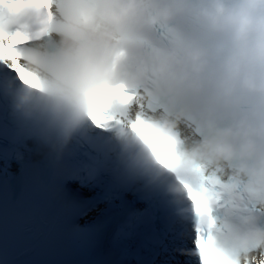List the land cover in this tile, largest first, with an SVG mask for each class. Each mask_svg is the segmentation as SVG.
<instances>
[{"label":"clouds","instance_id":"1","mask_svg":"<svg viewBox=\"0 0 264 264\" xmlns=\"http://www.w3.org/2000/svg\"><path fill=\"white\" fill-rule=\"evenodd\" d=\"M17 33L33 82L9 81L11 109L54 163L82 146L108 94L124 121L116 166L170 177L190 205L180 214L218 242L210 259L264 264V0H0V36ZM121 84L127 102L106 93ZM137 114L143 135L128 126ZM201 172L212 193L197 213L185 184Z\"/></svg>","mask_w":264,"mask_h":264},{"label":"snow or ice","instance_id":"2","mask_svg":"<svg viewBox=\"0 0 264 264\" xmlns=\"http://www.w3.org/2000/svg\"><path fill=\"white\" fill-rule=\"evenodd\" d=\"M25 42H27L26 38L20 33L0 36V97L3 99L0 138H11L16 141L29 138L31 131L21 129L16 121L10 117L11 106L6 104L5 101H10V80L14 79L17 84L33 82V78L24 67L20 59L21 54L18 51L19 45ZM106 93L118 95L123 102H127L135 95L128 92L127 86L123 84L106 90ZM110 99L111 96L108 94L97 98L96 104L90 113V120L92 123L91 133L100 137V139L85 138L82 147L90 155L101 159L100 171L110 173L114 177L115 187H125L130 184L138 185L141 199L145 202L146 208L143 213L133 211V215L155 216L159 213L162 214L167 223L178 225L176 229L171 230V242L174 250L185 257L184 264H218L217 260L209 258V253L215 252L218 248V242L214 234L211 230L206 229L199 220L194 219L191 214L186 216L180 214L181 210L188 208L190 205L187 200L178 198L170 192L169 185L172 182L170 177L157 176L154 171L144 167L133 171L127 165L116 166L117 153L121 152L122 149L119 147L118 142L114 140L113 132L114 127L122 125L124 121L113 111ZM128 126L133 132L143 135V129L147 126V121L142 115L137 114L134 119L130 120ZM145 142L152 143L147 137H145ZM153 151L162 166H170L168 158L162 152H157L154 144ZM64 170L74 171L68 164L65 165ZM211 182V178L201 172L196 186L185 184L191 206L195 208L197 213L202 211L205 194L212 193L209 186ZM189 228H191L194 235H190L186 239L185 232ZM189 239L191 244L188 242ZM198 252L200 254H197Z\"/></svg>","mask_w":264,"mask_h":264},{"label":"bare ground","instance_id":"3","mask_svg":"<svg viewBox=\"0 0 264 264\" xmlns=\"http://www.w3.org/2000/svg\"><path fill=\"white\" fill-rule=\"evenodd\" d=\"M91 219V218H90ZM105 260V259H104Z\"/></svg>","mask_w":264,"mask_h":264}]
</instances>
